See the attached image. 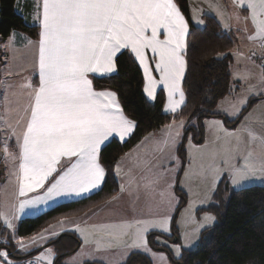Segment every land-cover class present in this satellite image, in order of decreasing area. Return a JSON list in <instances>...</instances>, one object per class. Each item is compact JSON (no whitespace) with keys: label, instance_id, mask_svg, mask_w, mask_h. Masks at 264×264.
Listing matches in <instances>:
<instances>
[{"label":"snow or ice","instance_id":"6c2138e0","mask_svg":"<svg viewBox=\"0 0 264 264\" xmlns=\"http://www.w3.org/2000/svg\"><path fill=\"white\" fill-rule=\"evenodd\" d=\"M209 8L225 30L230 29L225 16L237 25H244L237 31L246 32L248 23L254 25L256 35L248 38L259 39L260 47L264 48V0H231L230 13L219 3H210ZM196 23L203 24L204 21L197 19ZM32 24L39 27L37 40L13 29L3 44L4 51L12 55L0 57L4 62V68L0 69V159L8 166V176H14L19 182L20 196L37 188H43L44 195L12 205L5 202V210L0 212V224L5 230L12 231L10 238L0 240V245L15 240V221L26 208L38 207L60 197L87 195L102 185L106 175L100 155L102 146L113 135L123 141L137 127V122L124 113L118 94L108 89L97 90L93 78L116 72V60L125 50L142 67L144 92L149 98L155 99L154 89L158 85L167 90L165 113L179 115L178 109L186 103L182 84L188 64L187 38L191 33L188 20L176 0H33ZM17 35L24 41L23 47L29 54L28 68H13L20 59L17 55L20 50L15 46ZM149 53L154 65L148 62ZM153 70L158 74V80L152 75ZM14 76L19 79L13 80ZM33 76L38 78L35 84ZM234 78L246 82L251 79V74L237 72ZM260 86L261 89L255 91L256 85H248V90L252 95L264 96V72L260 75ZM21 99L25 102L21 103ZM225 102L230 103L231 111L223 107ZM246 106V97L238 102L226 97L221 102V111L229 117H237ZM206 124L237 141L223 150L211 149L207 144L193 145L197 155L208 154L210 163L207 167L200 165L199 170L193 172L197 156L189 151L185 168L177 155L182 142V119L179 122L173 119L172 123L164 125V134L156 141L152 159L143 161L144 175L140 177L144 181L143 188L150 194L159 191L160 203L170 212L175 210L173 205L179 207V200L171 190L182 171L186 180L193 176L203 180L210 178L214 186L226 174L228 183L234 188L242 187L251 179H264V151L256 162L251 149L241 155L239 146L246 133L253 143L259 139L264 149V137H258L247 127L242 128L241 136L237 137L235 130L230 132L223 128V122L218 120ZM12 144H15V151L11 149ZM240 159L242 165L238 162ZM168 164L173 167H167ZM116 170L119 174V164ZM45 182H48L47 187ZM120 191H125L123 185ZM117 199L118 196H112L108 203ZM193 211L192 203L184 209L194 220ZM171 219L172 216L166 214L160 219H138L134 225L128 222L93 225L91 232L80 229L76 221H62L38 237H31L28 243L17 241L15 247L28 252L57 236L58 228L67 231L66 223H73L82 236L83 246L94 244V251L117 249L119 259L114 264H128V258L136 252L148 256L153 264H172L164 253L149 246L147 238L150 230H162L171 235ZM204 219L211 221L214 218L206 216ZM184 240L187 246L186 233ZM156 242L168 246L176 258L181 257L178 244L168 245L159 238ZM83 246L77 257L94 259ZM9 257L8 250L0 251V264H16ZM54 259L55 253L49 248L44 255L26 264H44L45 261L53 264ZM73 264H77L75 259Z\"/></svg>","mask_w":264,"mask_h":264},{"label":"trees","instance_id":"16d2710c","mask_svg":"<svg viewBox=\"0 0 264 264\" xmlns=\"http://www.w3.org/2000/svg\"><path fill=\"white\" fill-rule=\"evenodd\" d=\"M176 3L189 22L191 33L187 39L188 64L183 81L186 103L178 111L180 114L164 112L166 95L163 90L154 101L147 98L141 66L125 50L116 60V73L93 78L97 90L115 91L124 113L137 122L126 141L114 138L101 149V161L106 170L103 187L86 198L61 203L37 217L24 219L18 227V234H33L61 219L77 217L115 196L120 187L116 173L120 159L146 135L162 129L173 119L188 120L189 126L193 120L202 125V120L209 117L222 118L232 126L237 124L236 120L230 121L224 114L213 111L218 100L232 92L230 66L238 42L237 33L224 30L217 17L211 14L202 16L204 25H196L191 16L190 0H176ZM13 29L38 38L39 27L30 25L17 11L16 0H0V55L2 45ZM0 166L1 182V163ZM176 193L181 195V189L176 188ZM211 209L220 221L203 232L200 245L188 251L181 264H264V185L234 189L224 206L215 204ZM12 245L10 241L1 246L12 256L22 258L19 261L26 259L27 255L14 251Z\"/></svg>","mask_w":264,"mask_h":264},{"label":"rangeland","instance_id":"374dc122","mask_svg":"<svg viewBox=\"0 0 264 264\" xmlns=\"http://www.w3.org/2000/svg\"><path fill=\"white\" fill-rule=\"evenodd\" d=\"M190 1L191 14L196 25H204V23H196V20L202 19V16L204 14H211L216 16L215 12L209 8L210 3H219L223 5L229 13L231 12L230 0ZM201 9L203 10L202 12L200 11ZM217 19L220 22L218 17ZM225 22L230 24L229 30L234 29V32H236L238 36V42L232 53L234 54L240 52L244 55L239 57L233 55L232 63L230 66L232 92L219 99L215 104L213 111L216 113L224 114V116H226L230 121L236 120L237 124L232 126L231 124L226 123L222 118L209 117L202 120V125L198 121H191L190 123L192 124V128L188 125V120H183L184 127L181 130L182 142L177 155H179V157L183 161V165L185 168H187L188 165V152L191 151L193 155L197 156L196 162L193 165V172L198 171L200 165H204L205 167H207L210 163L208 154L204 153L202 155H197L195 149L192 148L193 145L202 146L204 144H207L211 149L223 150L229 146H234L237 142L235 137L226 136L224 133L219 132L217 129H215L212 125L206 124V122L208 121H222L223 128L229 130L230 132L235 130L237 137L241 136V129L244 127L251 129L258 137H264V96L263 98H260L261 96L252 95L248 90V85H256L255 91H259L261 89L260 75L262 72H264V68L261 67V61L253 58L251 54L252 52H255L260 58L264 57V48L260 47L261 42L255 43L253 45H247L248 30L246 32L243 30L237 31V28L243 29L244 25H237L235 21L228 20L227 16H225ZM220 24L222 25L221 22ZM249 24L250 23H248V25ZM22 51H19V53H21ZM23 57L28 59V52L25 53ZM249 57H251V59H249ZM23 66L24 68H28V62L26 64H23ZM237 72L250 73L251 79L246 82L235 79L234 74ZM226 97L229 99V101L232 102H238L240 98H247V106L243 108L242 111H240L239 116L229 117L228 115H225L223 111H221V102L225 101ZM223 107L227 108L229 111L232 110L231 105L228 102H225L223 104ZM245 117H248V119L245 120ZM177 122L179 121L177 120ZM188 127H191L192 129H187ZM163 130L164 127L160 131V134H158L159 136H155L156 141L162 138L164 134ZM156 141L149 142L152 146L148 145L149 143H146L145 146L137 148V150L139 149L138 153H142L143 158H141L139 165L141 164L142 160L144 161L145 159H152L154 149L156 148ZM189 141L191 143H189ZM239 146L241 149V155H244L249 149H251L253 151V156L256 162L259 161L261 152L264 151V149H262L261 147L260 140L257 139L253 143L246 133L243 134V140ZM153 162L155 163L156 161L154 160ZM238 162L241 165L243 164L242 159H240ZM167 167L170 168L173 167V165L168 164ZM142 175H144L143 165H140L139 168H136V171H134L132 175L128 176V183L125 182V180L123 181L124 184H127V188H125V191L123 192L120 200H118L117 202H107L104 205H102V203L101 205L91 209L89 212L82 216L62 219L57 222V224H53L52 226L59 225V223L62 221H76L80 229H86L87 231L91 232L93 230V225L124 224L125 222L132 223L134 225V222L138 219H160L163 218L164 215L170 214L172 216L170 222L171 235L164 233L162 230H150L147 238L149 246L154 251L164 253L172 262V264H181L186 253L188 251L195 250L200 245L203 232L206 229L213 227L220 221V218L217 217V215H215L213 210L211 209L212 206H214L215 204L220 205L221 207L224 206V202H228L230 195L234 189L249 187L252 185H264V179L256 178L247 181L242 187L234 188L231 184L228 183L225 174V178L221 179L220 183L214 186L210 178L207 180H203L198 176H193L191 180H186L182 171L177 177L176 186L173 188L175 189V191L176 188L181 189V195H178L177 193L175 195V197L179 200V205H181V207H176L175 205H173V208L175 210L169 213V209L160 202L155 203L156 211L151 210V207L147 206L148 201L144 198L145 196L143 195L147 191H145L142 186L144 181L140 179ZM130 177H135V179L130 181ZM181 184H183V187H181ZM214 187L215 191H213ZM156 199L160 200V198ZM128 201H130V203ZM189 203H192L193 205L194 211L192 213V216H194V220L184 212V209L188 207ZM160 208L163 209V213H161L162 210H159ZM116 210H121V212H116ZM206 216H211L214 219H212L211 221H206L204 219ZM52 226L41 229L29 235L18 234L17 228L16 238L15 240H13L14 244L12 245L13 250L19 252L20 254H23V256L27 255L25 258H35L37 256L44 255L49 248L53 249L54 253L55 248L57 249L59 247H61L60 250L65 251V244H68V249L66 251H72L64 253L63 255L55 254L58 255V257L55 256L53 264H58L59 262H62L63 264H73L74 259L77 261V264H114V262L119 259V252L115 248H111L106 251H94V244L90 243L86 246H83L82 236L78 231L75 230L76 224L73 223H66V227L68 230L74 233L73 236L75 239L66 237L61 240V242L57 241V245H55V239H59L60 235L62 234V230H64L58 228L59 234L57 236L50 237L47 242H41L38 247H32L28 252L16 250L15 245L17 241L28 243L31 237H38L39 234L44 233L45 230H51ZM132 230H134V228ZM185 233L189 238L187 246L185 245L184 240ZM157 238L163 241H167L168 245L178 244L181 247V257L176 258L173 255L172 250L168 246L157 243ZM82 246L84 248V251L90 252L95 258L88 259L87 257H77V253L81 251ZM5 249L7 250V248L5 247H0V251H4ZM9 258L14 260L15 262L18 260L17 257L14 256H10ZM44 264H47V261H45ZM128 264H153V261L150 260L148 256L136 252L128 258Z\"/></svg>","mask_w":264,"mask_h":264},{"label":"crops","instance_id":"0c3cea01","mask_svg":"<svg viewBox=\"0 0 264 264\" xmlns=\"http://www.w3.org/2000/svg\"><path fill=\"white\" fill-rule=\"evenodd\" d=\"M231 1V0H230ZM191 2V1H190ZM19 7V13L24 17V18H27L25 19L30 25H33L32 24V10H33V0H16V9ZM191 8V6H190ZM182 12V11H181ZM183 13V12H182ZM245 15H247V13L245 12L244 13ZM184 15V14H183ZM185 16V15H184ZM192 16V14H191ZM215 16V15H214ZM216 17V16H215ZM186 18V17H185ZM187 19V18H186ZM193 19V17H192ZM203 20V18H202ZM194 22V20H193ZM188 25H189V22H188ZM247 28H248V33H247V45H253L255 43H259L261 42L259 39H255V40H250L248 37L249 36H255L256 35V32H255V27L254 25H252L251 23L249 25H247ZM190 29V27H189ZM226 31H234V29H231V30H226ZM18 34L22 33L24 35H26L27 37H30L29 35H27L26 33H23V32H17ZM31 38V37H30ZM164 36L161 35V39H163ZM33 41L37 40V39H34V38H31ZM188 39V38H187ZM8 40V38H7ZM7 40L5 42H7ZM4 42V43H5ZM3 43V44H4ZM23 44H24V41L21 39L20 35H17L16 37V48L19 49L20 51H22L21 53H17V55L20 57L19 61L15 64H13V68L15 69L16 67L18 66H23V64H26L28 62V59L27 58H24L23 55L25 53H27V50L24 49L23 47ZM2 54L0 55V57H4V56H8V57H11L12 53L11 52H5L4 49H3V45H2ZM148 62L150 64H153L154 65V61L152 60L151 58V54L149 53L148 57ZM24 67V66H23ZM4 68V62H3V59H0V69H3ZM142 69V67H141ZM143 71V69H142ZM187 71V70H186ZM116 73V72H114ZM112 73V74H114ZM111 74V75H112ZM152 75L156 77V79L158 80L159 79V76L158 74L153 70L152 71ZM186 75V73H185ZM13 80H16V79H19L18 77H12ZM37 77L33 76L32 77V80H33V83L35 84L37 82ZM182 87H183V84H182ZM160 90H163L165 92V95H166V102H165V106L167 104V90L162 86V85H158L155 89H154V94H155V99L159 93ZM0 96H2V90H0ZM147 96V95H146ZM147 98L151 101H154L153 99L149 98L147 96ZM178 99V97H177ZM25 101L23 99H21V103H24ZM121 105V104H120ZM164 106V108H165ZM184 105H182L178 111L183 107ZM122 107V106H121ZM135 130V129H134ZM162 129L158 130V131H155V132H152L148 135H146L145 137H149L148 140H145L143 139L142 141H144L143 144H141V142L139 144H137L132 150H130L129 152H127L121 159L120 161L118 162V164L120 165V171H119V174H117L118 176V179H119V182H120V187H119V191L118 193L115 195V196H118L119 199H117L116 201H113V202H117L118 200H120L121 196L123 193H121L120 191V188L121 186L123 185L124 188H127V184H124V180L125 182L128 183V176L129 175H132L134 173V171H136V168L140 165H143V160L141 162V164L139 165L140 161H141V158H142V153H138L139 152V149L137 150V148H141V146H145L146 143H149L150 141H156L155 140V136H159L158 134H160V131ZM134 132V131H133ZM133 132L125 137V139L123 141H126L132 134ZM119 139L118 136L116 135H113L112 137L109 138L108 141H106L104 143L103 146H105L109 141H111L112 139ZM150 140V141H149ZM121 141V140H120ZM148 145H151L150 143ZM102 146V148H103ZM152 146V145H151ZM101 148V149H102ZM11 149L13 151H15V144H12L11 145ZM137 150V151H136ZM143 159V158H142ZM63 163V160L61 161ZM0 163L2 165V180L0 182V212L4 211V204L5 202H7L9 205H12V204H17L19 201H22V200H26V199H31V198H36L38 196H43L44 195V189L43 188H37L35 189L34 191H29L27 192V194L25 196H20L19 195V182L16 180V178L13 176V177H9L8 176V166L5 165L2 161V159H0ZM139 165V166H138ZM171 168V167H170ZM116 173H117V170H116ZM55 175V173H53V176ZM136 176V174H135ZM52 177H49V180H51ZM105 179H106V175H105V178H104V181L102 183V185L100 186L99 189L97 190H94L92 191L91 193L87 194V195H83V196H79V197H76V196H72V197H60V198H57L56 200L54 201H49L47 204H41L39 205L38 207H28L25 209V211L21 214H19V218L15 221V224H16V229L19 227L21 221H23L24 219H27V218H34V217H37L39 215H41L42 213L52 209L53 207L61 204V203H66V202H72V201H77V200H81L83 198H86L96 192H98L104 185L105 183ZM10 181V182H9ZM48 186V182H45V187ZM132 186V185H131ZM174 195H176V191L175 189L171 190ZM145 197V199L148 201L147 203V206H150L151 207V210H155L156 209V205L155 203L156 202H160V200H157L156 198H160L159 197V191L157 193H153V194H150L148 192H145L143 194ZM110 200V199H109ZM109 200L103 202L102 205L106 204ZM111 202V203H113ZM130 203V201H128ZM99 204V205H101ZM159 210H162L161 213H163V209L160 208ZM90 211V210H89ZM87 211V212H89ZM119 210H116V212H118ZM156 211V210H155ZM87 212L79 215V216H82L84 214H86ZM121 212V210L119 211V213ZM168 212L170 213V211L168 210ZM78 217V216H77ZM62 220V219H61ZM60 221V220H59ZM57 221V222H59ZM57 222H55L54 224H57ZM53 225V224H52ZM51 225V226H52ZM11 229H8V230H5L4 226L2 224H0V235L1 236H6L7 238H10V235H11ZM74 233L70 230H62V234L60 235L59 239H55V245H57V241H60L63 240L64 238L68 237V238H74ZM10 241L12 242V244H14V241L10 239ZM0 247H4V246H1ZM61 247L59 248H55V254H59V255H63L64 253H68L69 251H72V250H69V251H66L68 249V244H65V251L64 250H60ZM17 250V248H16ZM58 252H57V251ZM9 251V250H8ZM10 256H12L10 254ZM58 257V255H55ZM19 261L20 259L22 258H17ZM58 264H63L62 262H59Z\"/></svg>","mask_w":264,"mask_h":264},{"label":"built area","instance_id":"2783aa9c","mask_svg":"<svg viewBox=\"0 0 264 264\" xmlns=\"http://www.w3.org/2000/svg\"><path fill=\"white\" fill-rule=\"evenodd\" d=\"M257 58H260L258 55H255ZM261 59V58H260ZM261 63H262V65H264V59H262L261 60ZM0 172H1V166H0ZM5 238H7L6 236H1L0 235V240H2V239H5ZM34 258H26V259H23V260H21V261H19V262H17L16 264H26V262L27 261H29V260H33Z\"/></svg>","mask_w":264,"mask_h":264}]
</instances>
